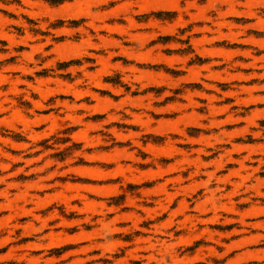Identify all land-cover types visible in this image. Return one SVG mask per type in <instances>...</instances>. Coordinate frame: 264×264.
Segmentation results:
<instances>
[{
	"label": "rangeland",
	"instance_id": "374dc122",
	"mask_svg": "<svg viewBox=\"0 0 264 264\" xmlns=\"http://www.w3.org/2000/svg\"><path fill=\"white\" fill-rule=\"evenodd\" d=\"M49 2L53 6H58L63 0H49ZM119 2L120 7L113 6L111 8L112 12H119L121 8L126 7L122 0H119ZM16 3H19V0H16ZM212 4L213 0H181V5L188 9L185 14H180L176 11H160L158 13H152L151 16H154L159 20L151 21V25L158 28V32H152L149 38L159 35L152 44L158 43L168 45L171 43H182L188 46L176 50L166 47L164 50L165 53H160L158 55H153L150 51L146 53L142 59L151 60L153 64L161 61L166 64L185 63L189 61L187 55H192L193 58L188 62V67L185 72H176L175 69L168 68L166 64L145 65V67H148L153 71L163 70L173 78H178L183 75L182 79L184 81L203 77L204 81L215 82L216 87L212 89H204L203 85L199 83L184 84L181 88L173 90V96L166 97L165 101L161 102L159 106H165L168 103L165 108L168 112L193 108L201 115H207L209 109L212 115L219 116L217 117V120L212 121V124L217 127L224 125L225 130L228 131L223 134L231 139L233 137H238L242 133L248 132L249 127L254 121H257L260 124V128H253L251 131L255 132L264 130V111H252L257 107L264 108V103H262V101H264V91H262L260 87L264 84V41L257 39L264 37V33L249 29L247 33L250 35L249 38L244 41V43H240V37L244 35V29L239 25L232 23L231 19H234L235 22L240 24L251 23V21H245L243 18H231L234 15H238L232 8L221 13L220 19L215 20L210 15ZM70 7L71 5L69 4L65 5V9ZM168 7L174 8V5H169ZM144 10L145 8L142 6L141 11ZM60 11H63V9ZM57 14L59 13L56 9H52L50 12V15L53 16ZM4 17L5 20L0 21V24L5 23L8 19L20 18L14 12H4ZM225 17L228 19H225ZM149 18L151 17L142 16L138 18V22H147ZM24 19L28 20L30 24H35V22L31 21L27 16H24ZM82 24V21L70 22V25L73 27ZM161 24L165 25L161 26ZM185 24L188 25L187 28H183V25ZM62 26L63 21L59 20L54 25H50V27H53L52 34L49 33L47 28H41L39 30L38 28L33 27L30 29L33 32L32 33L25 32L22 27H15L14 32L21 35L19 39H17L14 33L8 32L6 28L3 31H0V52H6L7 48H13L18 52L23 51L25 53V58L23 59L12 56L9 60L0 62V93H2V95H0V123L8 124L11 122H20L25 126L31 123V121H28L24 117L21 109L17 106L18 103L22 106L27 103L26 101H23L20 95L28 87L33 89L34 98H38L36 97V94H38L40 99L46 98L47 95L56 92L68 94L74 88V85L72 84L63 83L61 81L54 82L49 79L37 80L35 84H26V80L31 81L32 77H25L24 73L33 67V65L27 60L28 56H31L34 59H40L43 54L44 61L47 60L48 63L51 64L57 60H67L69 56L78 54L85 46H87L88 49L95 51L102 46L111 45L118 49V56L113 60L111 56L106 57L104 55H97L95 63L98 67H96L91 74L95 78V86L98 88L101 87L99 77L104 75L107 68H120L121 71L128 70L122 67V65L116 62V60L123 62L126 60L125 56L133 55L131 46L127 41L122 42L120 37L127 33L130 28L138 27V25L135 24V21L129 19L127 25L105 22L103 26L99 27L89 22V27H91L92 32H99L100 36L97 39H93L89 36L87 40H81L79 43H69L66 41V38L60 35V33L65 30ZM177 28H180L179 31L181 34L189 32V37L186 40L181 41L176 37L164 34ZM257 28H264V25H257ZM130 39H132L131 35L129 36V40ZM229 41H232V43H229ZM152 44L149 46H152ZM247 48L251 49L252 54H249L248 51L244 50ZM194 53H198V55H193ZM202 57H211L215 60V63H211V58ZM86 59L94 63V61H91V58ZM235 61H240V63L237 64ZM80 63L81 61L78 60L68 61L65 63H58L57 67L63 70L73 64L79 66ZM131 70L135 71V69ZM165 73L147 74L149 82L152 84L170 82L171 85L181 83L180 80L173 81L171 77L167 76ZM37 75L47 78L49 70L45 69L44 71L37 73ZM61 78L67 79L68 77ZM229 81L231 83H228ZM105 82H114L113 87L124 86L122 83H119V74L114 77H105ZM53 83H55V87H48L46 89L43 87L44 85H51ZM37 85L40 87H37ZM124 87L126 88V91H130L126 86ZM185 88L193 91H200L197 100L192 99V96L195 93H189V95L184 98V101L180 100L177 102V96L182 95ZM149 90L153 91L155 95H162L167 89L154 87L152 89H146L144 94H147ZM119 92V89H113L114 95H119ZM205 92L207 95H205ZM107 94L113 99H119L118 97L112 96L111 93ZM87 95H91L95 100V103L92 102L94 103L92 105L93 111L110 103L107 96L101 100L100 97L95 96L94 93H87ZM124 99L127 100L128 97H124ZM148 99L151 100V97ZM33 103L39 109V99L34 100ZM200 103L203 105L201 108H199ZM230 112H236L237 115L247 116L249 127H243L244 125L242 123L239 125H232L235 122V116L230 115ZM149 114L153 115L154 119L156 118L155 114ZM177 115H179V113L165 114L163 118L172 119L161 120L159 122V127L149 129V131L160 132L166 127L169 131L179 132L180 130L177 125L181 122L195 124L201 119L195 111L188 117L180 116L174 119ZM44 118L53 121L50 126L51 129L56 127L55 117L45 113ZM105 118L106 116L102 117L100 114H97L94 118L89 117L88 119L93 123H98L101 119ZM66 119L75 118L68 116ZM203 122L207 123V121ZM140 123L146 125L148 122L140 121ZM111 126L117 125H110L108 127ZM89 127H93V125H87L84 131H78L73 136V139L87 140V128ZM128 128L133 131L140 130L137 125H130ZM234 128L237 129L231 131ZM188 132L191 138H193H190L189 142L194 145H184L183 147L186 151H190L192 147H199V145H208L210 139H212L208 136L199 137L201 134L209 135V130L193 127L189 128ZM44 134L43 131L37 130L33 136L29 137V139L36 140ZM114 134L119 138V132H114ZM0 135L7 136V140L11 144V148L6 150L2 159L11 162V168L9 171L13 173L5 184L0 185V226H3V228L8 231L16 230L15 235L17 237H20L21 233H23V237L16 240L15 245L10 244L0 248V255L6 254L9 248L17 246L19 249H11L6 254L7 257L11 258L15 255H22L27 252L28 257H26V259L28 260V264H82V259H85L87 256L99 255V251L97 250L86 253L88 252V249L83 247L84 244L77 243L78 241H90L96 236L95 231H90L92 226L84 225L83 227L85 230H79V228L73 227V225L81 223L82 219L85 221L90 220L91 217L88 214H95L97 207H104L103 203H97V198L92 195L93 193L99 194L100 197H110L108 198V203L110 206L114 207H120L127 200V207L129 208L121 207L122 213L115 216V223H128L130 227H135L141 221V216L133 214L131 212L133 211L131 207L135 206V197L141 194L140 189H146L143 192V196L145 197L151 196L155 193H163L165 195V201L161 203L160 210L164 211V214L167 215L168 219L164 221L163 226L176 223L172 217L182 216L183 219L179 221L181 227L185 224L198 221L199 224H209L208 227L213 231H216H201L200 236L207 235L209 239H211L220 235L224 238L222 240V243L224 244L231 243L232 240L240 239L241 237L235 235L230 239L227 238L229 235L228 232L233 228L240 227L238 224L228 225L232 219H238V217L233 216L235 214V207L240 210L247 207L246 205L236 204L239 197H235V190L240 187V185L236 183V180L246 178L244 175L245 171L250 169L251 166L255 167L256 165H249L242 159H236H239L242 155H246V152L254 153L257 147H259L254 145L264 143V136L259 140H254L250 136L246 140L238 137L232 141L231 152H225L223 156L212 161L211 165H209L203 164L199 158L192 160L187 154H184L183 160H175L180 157H174L173 159L168 160L167 158L173 157L179 149L173 146L171 140L167 145L160 146L164 144L165 138L149 133L147 136L141 138L142 142L149 144L144 147V153L137 151V155L141 156L142 159L147 158V153L160 155L162 156L160 160L161 166L165 168L155 169L154 165H134V167H138L140 170H134L132 168L125 169L121 167H116L109 171H104L100 168H72L69 169V171L76 172L82 176H110L117 177V179L116 181H110V183L106 185L101 183L99 186H94L90 183L72 184L68 182L69 178L58 177L57 179H59L61 183L57 185L56 191L53 190L54 192H51L44 189L43 185L36 181L35 173L29 175V168L32 167L31 165L26 167V162L20 163L16 159L20 155L21 149L23 148V143L21 142H25V138L21 137L19 134L10 133L4 128H0ZM110 138L114 139L113 137ZM93 140L98 142L99 137H93ZM41 143L45 149L49 147L47 141H42ZM240 143H249L253 145H244ZM130 145V141L118 142L116 144L118 147H129ZM81 146L82 145H79L77 147ZM224 147H230V145H225ZM219 148L220 146H218V149ZM130 150L132 149L130 148ZM68 152L69 150L65 149L64 153H60V159L66 158L65 153ZM201 152H203V149H201ZM38 154L39 153H37V155ZM120 156H123L125 159H132L134 153L115 149L112 152L98 154L93 158L113 159ZM88 158L89 157L87 156L85 157V159ZM201 158L204 160L210 159L209 157ZM253 159H258V157H253ZM184 164L193 165V167L189 168V172L195 170L194 166L196 167L197 172L192 173V175L188 177V180L185 179L186 185L177 188L175 193L167 192L166 185L168 183H180L181 177L176 176L175 180H166L164 183H160L161 181L158 180H153V178L157 176H170L171 174L176 173L180 169V166ZM210 166H214L218 170H222L226 167L224 172L218 173V175L226 174L227 170L231 169L227 175L218 177L217 182L221 184H230L231 186L229 185L226 190H231L232 187V191L228 192L224 197L225 202L218 210L219 212H222L221 215L210 216L211 213H209L208 215L210 217L208 219H199L198 217L187 213L199 212L201 216H203L208 213L209 205L215 209V195L208 194L205 198L201 197L203 198L202 200L194 202V208L190 205L187 197L190 193L204 187L205 181H197L196 179L200 178L195 177L198 175L201 167ZM21 168L24 169L23 172H20ZM257 175L264 178V167H261ZM209 176H211V173H209ZM122 180L124 183H128L127 188H123L122 186L121 194L112 197L120 188L119 184L112 183H120ZM129 185H131V187ZM169 190L171 191V185L169 186ZM202 191L203 190L201 189V192ZM261 191H264V189H261ZM85 193L89 195L86 196L84 195ZM121 195H124V198H120ZM179 196H184L186 198L176 199V197ZM152 199L154 205V200L156 198L153 197ZM256 199H260L261 202L264 203V198L257 197ZM169 203L172 205L171 207H168ZM145 204L147 205V201H145ZM156 211L157 209H144L147 216L153 215ZM109 212H115V209H109ZM140 214L144 215L143 213ZM251 214L250 211L238 213L242 218L248 217ZM218 220L222 221V223L215 224ZM96 223L102 224L103 221L97 220ZM203 227L204 225H198V228L200 229ZM36 228H41L47 233L49 250L47 255L43 258L41 257V252L31 250L33 247L32 242H34L36 238L32 237L30 233ZM250 231L253 233L259 232L264 234V230ZM6 235V231H0V238H3ZM138 235H142V233H134L129 236L118 235L116 238L128 242V247L122 249V251L117 253L113 259H119L123 256L126 258L125 264H136L135 260L132 258L134 252H130L128 257H126V253L136 246L132 241L134 240V237ZM191 239V237L183 236L181 237L180 242L182 244H189ZM45 243H47V241H45ZM135 243H139V241H136ZM201 246L204 248H200ZM209 246H212L211 242L206 241L203 238L196 241L189 249V255L192 257L187 258L182 264H202V256H208L211 264H226L227 260L233 259L242 251L247 250L250 252H256L260 249H264V241L258 244L249 245L245 249H237L230 252L224 260L219 261L212 256V249ZM63 247L69 248L60 252L59 249ZM215 247L218 252H224L226 250L219 245H216ZM5 264H16V262L15 260H10L5 262ZM89 264H111V262L101 258L99 260L89 261ZM233 264H237V262H233ZM246 264H259V261L250 258Z\"/></svg>",
	"mask_w": 264,
	"mask_h": 264
},
{
	"label": "clouds",
	"instance_id": "9594fccd",
	"mask_svg": "<svg viewBox=\"0 0 264 264\" xmlns=\"http://www.w3.org/2000/svg\"><path fill=\"white\" fill-rule=\"evenodd\" d=\"M122 2L126 7L121 8L119 12H112L111 8L113 6L120 7L119 0H63L58 6L51 5L49 0H19V3H16V0H0V21L5 20L4 12H14L20 17L18 19H8L5 23L0 24V31H3L6 28L8 32L14 33L17 39H19L21 35L14 32L15 27H22L25 32H32L30 29L33 27L38 28L39 30L41 28H47L49 33L52 34L53 27H50V25H54L58 20L63 21L62 27L65 29L60 35L65 37V40L69 43H79L81 40H87L89 36L93 39H97L100 36L99 32H92L91 27H89V22L98 27L103 26L105 22L127 25L129 19H131L135 21L136 25H138V27L130 28L127 33L120 37L122 42L127 41L131 46L133 55L125 56L126 60L123 62L120 60H116V62L128 70L121 71L120 68H107L104 75L99 77L101 81V87L99 88L95 86V78L91 74L94 69L98 67L95 63L97 55H104L106 57L111 56L113 60L114 58H117L118 49L111 45L102 46L95 51L88 49L87 46H85L78 54L69 56L67 60H57L51 64H49L47 60L44 61L43 54L40 59H34L31 56L27 57L28 62H30L33 67L24 73L25 77H32L31 81L26 80V84H35L37 80L49 79L54 82L61 81L63 83L74 85V88L68 94L56 92L47 95L46 98L43 99H40L38 94H36V97L38 98H34L33 89L30 87L26 88L25 91L21 93L20 97H22L23 101H26L27 103L23 106L18 103L17 106L21 109L24 117L28 121H31V123L27 126L20 122H11L8 124L0 123V128H4L10 133L19 134L21 137L25 138V142H21L23 143V148L16 159L20 163L26 162V167L31 165L32 167L29 168V175L35 173L36 181L41 183L44 189L48 191H56L57 185L61 183L60 180L57 179L58 177L69 178L68 182L72 184L90 183L94 186H99L101 183L106 185L110 183V181H116L117 179V177L110 176H82L76 172L69 171V169L72 168H100L104 171H109L116 167L125 169L132 168L134 170L139 169L138 167H134V165H154L155 169L165 168L161 166L160 160L162 156L160 155L147 153V158L143 159L141 156L137 155V151L144 153V147L149 144L142 142L141 140L142 137L147 136L149 133L165 138L164 144L160 146L167 145L171 140L173 146L179 149L173 157L167 158L168 160H171L174 157H180L175 160H183L184 154H187L190 159L195 160L199 158L203 164L209 165H211L212 161L223 156L225 152H231L232 141L236 138L239 137L246 140L250 136L254 140H259L264 136V130L255 132L251 131L253 128H260V124L257 121H254L249 127L247 116L237 115L236 112L229 113L230 115L235 116V122L232 125H239L242 123L244 125L243 127H249V131L230 139L223 134L228 131L225 130L224 125L217 127L212 124V121L217 120V117L219 116L212 115L209 109L207 115H201L193 108L168 112L165 110L168 103L165 106H159L161 102L165 101L166 97L173 96V90L181 88L184 84L199 83L203 85L204 89H212L216 87L215 82L204 81L203 77L184 81L182 79L183 75L178 78H173L163 70L153 71L150 70V68L145 67V65L166 64L162 61L153 64L151 60L142 59V57L150 51L153 55H158L160 53H165L164 50L166 47L176 50L188 46L182 43H171L168 45L158 43L152 44L159 35L149 38L152 32H158V28L151 25L152 20L158 19L151 16V14L160 11H176L180 14H185L188 9L181 5V0H122ZM66 4L71 5V7L65 9ZM169 5H174V8L168 7ZM142 6L145 8L144 11H141ZM229 8L234 9L238 14L231 18H243L245 21H251V23L240 24L235 22L234 19H231L232 23H235L244 29V35L240 37V43H244V41L249 38L250 35L247 34L249 29L264 33V28H257V25H264V0H213L210 15L213 19L218 20L220 19V14L226 12ZM52 9H56L59 14L55 16L50 15ZM62 9L63 11H60ZM24 16H27L31 21H34L35 24H30L28 20L24 19ZM142 16L151 18H149L147 22H138V18ZM225 19L228 18L225 17ZM72 21H82L83 24L73 27L70 25V22ZM164 25L165 24H161V26ZM187 27L188 25H183V28ZM179 30L180 28H177L164 34L176 37L181 41L186 40L189 37V32L181 34ZM130 35L132 36V39L129 40ZM257 39L264 41V37ZM229 43H232V41H229ZM150 44H152V46H149ZM244 50L248 51L249 54H252L250 48ZM193 55H198V53H194ZM12 56L23 59L25 58V53L23 51L18 52L13 48H7L6 52H0V62L7 61L12 58ZM177 56L185 57L181 55ZM187 57L189 58V61L193 58L192 55H187ZM86 58H91V61H94V63ZM74 60L81 61L80 65L77 66L73 64L63 70L57 67L58 63H65ZM188 62L166 65L168 68L175 69L176 72H185L188 67ZM211 63H215L213 58H211ZM235 63L239 64L240 61H235ZM45 69L49 70L47 78L37 75V73L42 72ZM131 69H135V71H132ZM149 73H165L167 76L171 77L173 81L180 80L181 83L174 85H171L170 82L152 84L149 82L147 76ZM117 74H119V83H122V85L126 86L127 89H130V91H126L124 86L113 87L115 81L105 82V77H114ZM61 77L68 78L62 79ZM228 83L231 82L229 81ZM37 87L40 86L37 85ZM43 87L45 89L48 87H55V83L44 85ZM154 87L165 88L167 90L164 91L162 95H155L151 90H149L147 94H144L146 89H152ZM260 87L261 90L264 91V84ZM114 88L120 90L119 95L113 94ZM87 93H94L95 96L100 97L101 100L107 96L110 103L93 111L92 105L95 103V100L91 95H87ZM107 93H111L112 96L118 97L119 99H113ZM189 93H195L192 96V99L197 100L200 91H193L185 88L183 94L177 96V102L180 100L184 101V98L188 96ZM0 95H2V93H0ZM205 95H207L206 92ZM124 97H128V99L125 100ZM149 97H151V100L148 99ZM38 99L40 104L39 109L33 103L34 100ZM262 103H264V101H262ZM201 107H203V105L200 103L199 108ZM257 110L264 111V108L257 107L252 111ZM194 111L201 117V119L195 124L181 122L177 125L180 130L179 132L169 131L166 127L160 132L149 131V129L159 127V122L161 120L172 119L163 118L165 114L179 113V115L174 118L176 119L180 116L188 117ZM45 113L55 117L56 127L54 129H51L50 127L53 121L44 118ZM149 113L155 114L156 118L154 119L153 115H150ZM97 114H100L102 117L106 116V118L101 119L98 123H93L88 119L89 117L94 118ZM68 116L74 117L75 119H66ZM140 121H147L148 123L145 125L141 124ZM203 121H207V123H204ZM87 125H93V127L87 128V140L73 139V136L78 131H84ZM110 125L117 126L108 127ZM130 125L139 126L140 130L133 131L128 128ZM193 127L209 130V135L201 134L199 137L208 136L212 139H210L208 145H199V147H192L190 151H186L183 147L184 145H194L189 142L191 136L188 132V129ZM236 129L237 128H234L231 131ZM37 130L43 131L45 134L41 135L39 139L36 140L29 139V137L33 136ZM114 132L120 133L119 138ZM96 136L99 137L98 142L93 140V137ZM110 137H113L114 139ZM42 141H47L49 145L47 149L42 145ZM128 141L131 142L129 147L116 146L118 142ZM240 144L253 145L249 143ZM79 145L82 146L77 147ZM225 145H230V147H224ZM218 146H220L219 149ZM254 146H259L254 153L246 152V155H242L239 159H236H242L249 165H256L255 167L251 166L250 169L245 171L244 175L246 178L236 180V183L240 185V187L235 190V197H239L236 204L246 205L247 207L243 210L235 207V214L233 216L238 217V219H232L228 225L238 224L240 227L233 228L228 232L229 235L227 238L230 239L235 235L241 237L240 239L232 240L231 243L224 244L222 243L224 238L220 235L211 239H209L207 235L200 236L201 231H216L210 229L208 227L209 224H199L198 221L185 224L181 227L179 221L183 219L182 216L172 217L176 223L163 226L164 221L168 219L167 215L164 214V211L160 210L161 203L165 201V195L163 193H155L151 196L145 197L143 196V192L146 189H140L141 194L135 197L136 204L131 207L133 209L131 212L135 215L141 216V221L135 227H130L128 223H115V216L122 213L121 207L129 208L127 207V200L120 207H114L110 206L108 203V198L110 197H100L99 194L93 193L92 195L97 198V203H103L104 207H97L95 214H88L91 217L90 220L85 221L82 219L81 223L73 225V227L79 228V230H85L83 227L84 225L92 226L90 231H95L96 236L90 241H78L77 243L84 244L83 247L88 249V252L86 253L97 250L99 251V255L87 256L85 259H82V264H89V261L99 260L101 258L111 262V264H125L126 258L123 256L119 259H113L117 253L128 247V242L116 238L118 235L129 236L134 233H142V235L134 237L132 242L136 246L126 253V257H128L130 252H134L132 258L135 260L136 264H182L187 258L192 257L189 255V249L196 241H199L202 238L211 242L212 246L209 247L212 249V256L218 261L224 260L230 252L237 249H245L249 245L258 244L264 241V234L259 232L253 233L250 231L264 230V203H262L260 199H256L257 197L264 198V191H261V189H264V178L257 175L261 167H264V143L255 144ZM10 148L11 144L8 142L7 136L0 135V185L5 184L9 177L13 175V173L9 171L11 168V162L2 159L6 150ZM130 148L132 150H130ZM65 149H68L69 152L65 153L66 158L60 159V153H64ZM115 149L134 153V156L132 159H125L123 156L113 159L93 158L98 154L112 152ZM201 149H203V152H201ZM37 153L39 154L37 155ZM86 156L89 158L85 159ZM201 157H209L210 159L204 160ZM253 157H258V159H253ZM191 167H193V165H181L176 173H173L170 176H157L154 177L153 180H158L161 181L160 183H164L166 180H175L176 176L181 177L180 183H168L166 185L167 192L175 193L177 188L186 185L185 179L188 180V177L191 176L192 173L197 172L195 166V170L189 172V168ZM226 167L222 170H218L214 166L201 167L199 169L198 175L195 178H200L196 179L197 181H205L204 187L201 188L203 191L201 192V189H198L195 192L190 193L187 199L189 200L190 205L194 208L195 201L202 200L208 194H214L215 209L209 205L208 213L203 216H201L199 212H189L187 214L194 215L199 219H208L212 215H221L222 212H219L218 210L225 202L224 197L228 192L232 191V187L231 190H226L230 184H221L217 182L218 177L227 175L231 170L228 169L226 174L218 175V173L224 172ZM23 171L24 169L21 168L20 172ZM209 173H211V176H209ZM112 184L120 185V188L112 197L121 194L122 186L123 188H127L128 186V183H124L123 180L120 183ZM170 185L171 191L169 190ZM84 195L87 196L89 194L85 193ZM153 197L156 198L154 200V205ZM178 198L184 199L186 197H176V199ZM145 201H147V205L145 204ZM171 206L172 205L169 203L168 207ZM109 209H115V212L110 213ZM144 209H157V211L153 215L147 216ZM244 211H250L252 214L248 217L242 218L238 213ZM140 213H143L144 215H141ZM209 213H211L210 216L208 215ZM97 220L103 221V223L98 224L96 223ZM218 223H222V221L218 220L215 224ZM198 225H204V227L200 229L198 228ZM0 231L7 232L6 236L0 238V248L10 244L15 245V241L23 237V233H21L20 237H17L15 235L16 230L8 231L7 229H4L3 226H0ZM30 235L36 238L35 241L32 242L33 247L31 250L41 252V257L43 258L47 255L49 250L47 233L41 228H36L30 233ZM183 236L192 238L189 244H182L180 242L181 237ZM45 241H47V243H45ZM136 241H139V243H135ZM216 245H219L226 250L224 252H218L215 247ZM200 248L204 247L201 246ZM11 249H19V247H11L8 252ZM6 254L0 255V264H5V262L10 260H15L16 264H28V260L26 259V257H28L27 252L22 255H15L11 258H8ZM250 258L256 259L259 261V264H264V249H260L256 252H250L247 250L242 251L233 259L227 260L226 264H233V262H237V264H246ZM201 262L202 264H211L208 256H202Z\"/></svg>",
	"mask_w": 264,
	"mask_h": 264
},
{
	"label": "trees",
	"instance_id": "16d2710c",
	"mask_svg": "<svg viewBox=\"0 0 264 264\" xmlns=\"http://www.w3.org/2000/svg\"><path fill=\"white\" fill-rule=\"evenodd\" d=\"M131 187V185H129ZM124 198V195H121L120 198ZM69 247H63V248H60L59 251H65L66 249H68Z\"/></svg>",
	"mask_w": 264,
	"mask_h": 264
}]
</instances>
